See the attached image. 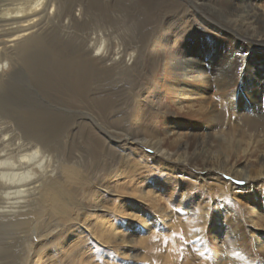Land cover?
Instances as JSON below:
<instances>
[{
  "label": "bare ground",
  "instance_id": "bare-ground-1",
  "mask_svg": "<svg viewBox=\"0 0 264 264\" xmlns=\"http://www.w3.org/2000/svg\"><path fill=\"white\" fill-rule=\"evenodd\" d=\"M257 1L239 0L220 13L230 31L254 47L264 45V0ZM140 2L0 0V72L26 67L55 106L37 110L13 97L0 99V223L8 229L0 264L28 251L34 264H65L73 255L79 264H94L83 246L87 238H68L70 229L50 220L83 212L85 221L88 208L99 220L98 212L122 191L129 198L140 192L153 209L158 195L152 198L151 188L158 180L175 194L179 186L210 184L218 202L210 214L207 205L198 207L204 224L211 215L217 219L210 231L218 249L225 245L223 232L230 248H245L248 238L264 258V66L242 53L243 65L236 66L230 50L177 48L188 31L178 15L187 0H166L173 11L155 31L136 35ZM126 32L132 43L116 51L112 37ZM113 77L123 79L119 86L111 84ZM172 112L190 123L175 125ZM238 191L248 194V206L238 202ZM181 199L176 194L172 204L183 206ZM114 201L108 206L112 222L95 221L94 229L82 231L100 249L116 243L122 217L137 218ZM242 223L252 229L248 237Z\"/></svg>",
  "mask_w": 264,
  "mask_h": 264
},
{
  "label": "rangeland",
  "instance_id": "rangeland-1",
  "mask_svg": "<svg viewBox=\"0 0 264 264\" xmlns=\"http://www.w3.org/2000/svg\"><path fill=\"white\" fill-rule=\"evenodd\" d=\"M165 1L166 0H141L140 3L142 5L139 4V8H138L139 12H137V15L135 17V20H136L135 22H137V28L135 29V31L137 33L135 31L134 32L136 35L139 36L141 34H144L145 36L146 33H151L155 31L157 25L160 24V20L163 18V16L169 15L171 11H173L172 7H168V5H166L167 2L165 3ZM237 1L239 0H187L186 6H184L185 7L184 10L179 12L178 15L179 17H181V20L185 23L186 31L187 30L188 31H187V35H185L184 38L182 39L183 42L180 41L179 43H177L176 47L177 48L178 47L187 48V49H201L203 47L204 48L208 47V48H219V49H224V50H230L234 54L233 55L234 63L238 64L236 66L240 67L243 65L242 60L241 62L239 61L240 59H242L241 53L245 55L248 54V59L252 62V64H255L261 67L264 66V45L259 46V47H254L252 45L249 46V43L238 38L239 37L238 35H235L233 32L230 31L229 27H231V24L227 23V21L221 17L220 13L229 12V11L223 10L227 8V4L230 5L231 3H234V2L236 3ZM254 1L255 3L258 2L257 0H253V2ZM153 3L154 5H152ZM187 7H190V9H188ZM127 15L128 13H124V16H127ZM201 15H203V17ZM125 19L127 22L126 17ZM183 22L179 23L181 26L180 29L184 28V25H182ZM206 24L208 25L206 26ZM200 26L201 27L204 26V27L201 28ZM190 27L192 29H190ZM138 29L141 31H139ZM172 30H175V28ZM206 30L208 32H206ZM191 32L193 33L190 34ZM203 32H205L206 34L208 33L210 36L204 37L205 33ZM131 34L132 32H129V33L126 32V33H122L121 35H119V37H112V44L116 45L115 46L116 48L114 49L116 51L128 49L130 44L132 43L133 36ZM194 35H196V37ZM25 69L26 67L20 64H15L13 67H10L0 72V96H1L0 99L3 97H13V99L16 100L18 105H21L23 108L27 107L26 105L28 104V107H32L37 110H41V108L42 110H46V111H48L49 109L54 110L55 106L51 105L50 96L43 89L40 88L38 78L34 76L28 69L26 70ZM122 80L123 79L121 77H113V79H111L110 82H112L111 84L114 86H119ZM37 103H40V105ZM173 114L174 112H172V115ZM173 118L175 120L174 124L180 127H183L181 123H186V125L190 123L188 121H185L184 118L178 117L177 113L175 114V116L173 115ZM224 180L226 181V179ZM187 184H190V183H187ZM170 188L171 187L169 186V184L165 183V181H162V180H158V183L151 188V191L154 192V193H151L152 198H155L158 195V197L155 198L156 206L158 207H155L153 209L151 208V201L146 197L139 196L140 192L138 194H134L130 196L131 198H129L128 196H126L127 194H129V191L128 192L122 191V193L120 194L122 198L121 197L120 198L118 197L117 199L112 198V201H111L112 203L115 202L114 200H118L116 202L118 203L120 202L119 204H122L128 213L131 212L132 215L136 216L137 218L133 217L131 219L127 217L128 219L127 218L124 219V217H122L121 222L125 220V222L122 223V228L120 229V228H117L116 226L117 232L118 231L120 232V233L118 232L120 234L119 237L120 236L121 237L116 238V241H115L116 243L106 244V246H102L101 249L97 247L96 245H92L94 244V241L92 240L93 236H91V238L90 236L86 237L83 234L84 232L82 231L87 230L88 232V230H90L91 227L92 229H94V227L96 226L95 221H97L98 223L99 220L102 221L103 219L107 224L112 222L111 221L112 219H110V216L108 214V210H110L108 206H111L110 204L112 203L110 202L107 203L109 205L105 204L104 207L101 209V211L98 212L99 220L98 219L94 220L92 219V217H90L92 216L91 215L92 212H90L92 209L90 210L88 208V217H87L88 219L85 221H84V218L81 219L83 212L78 213L79 217L73 216V217H70V219L68 217V220L65 219V220H57V221H54L52 218L50 221L53 224H57L61 226L62 228L68 227V229H70L68 232H71L73 234L72 236L69 235L68 238L70 237L72 238L73 236H76V239L83 238L84 239L83 241H86L85 238H87L88 242L86 241V244H84L83 246H85L86 248L85 250H87L88 248V250L90 251L89 252L90 256L89 255L87 256L89 263L90 261L91 262L93 261L94 264H201L202 262L207 261L209 262V264H264L263 256L258 255L256 253V247L252 245L251 241L248 238L244 239L245 248L241 245L239 246L237 245L235 248L234 246H232L230 248V246L227 245L228 244L227 241L229 240V237L227 236V234H224L223 232H221L220 239L223 238L222 242L225 245L221 247L220 249H218L219 246L216 245L215 242L213 241L212 239L213 234L210 231L211 228H214L217 219L212 217L211 215L210 216L211 218L209 220L210 223L207 225L204 224L203 223L204 219L201 217L202 214H199L201 212L198 207L200 202L202 203V206L207 205L206 208L207 210L209 208L208 212L210 214L211 208H213V203L218 202V196L214 194L216 191L214 192V189L212 186H210V184L205 183L203 186H200V187L197 186L196 189H191L190 186H185V187L179 186V188L176 189V194L177 196H180L182 198L181 204H183V206L181 205V207H180V202H178L179 206L176 205L175 203L172 204L173 203L172 200L176 194L173 193V189L172 188L170 189ZM192 191H193V194H192ZM211 193H213V196L210 195ZM237 196H238L237 197L238 202L239 203L241 202L242 205L246 206L248 200H246L243 196H248V194L243 193V191H238ZM1 197H4V195H2ZM191 199L193 200V202ZM168 201H170L169 204H167ZM147 204H150V205H147ZM261 205H263L262 202H261ZM197 209L198 211H196ZM170 214L171 216H168ZM76 219H78L79 221ZM75 220L78 221V224L76 223ZM62 221H65L66 225ZM80 221L83 222L84 224L81 223ZM170 221H174V223L173 222L170 223ZM237 221H240V218ZM79 225H81V227ZM88 226L89 228H87ZM173 226H175L176 229L175 227L173 228ZM241 226L244 228L243 233L244 235H246L245 237H248L247 235L250 234L252 229L247 223L246 225L242 223ZM77 230H80V231H77ZM7 231L8 229H6V226L1 225L0 223V241L1 240L5 241L6 238H8V233L6 235ZM78 233H81L79 234L81 237L78 235ZM259 233L264 234V232L262 231H259ZM86 235H88V233ZM122 235L124 236L123 238H122ZM52 236L54 238L55 234H52ZM52 236H50V238H52ZM78 236L79 238H77ZM72 240L74 241V239ZM120 240L122 241L120 242ZM2 241L0 242V252L3 247V242H4ZM32 242L37 247L35 250L41 247V245L39 244V240L37 238L33 237ZM112 248H114V250H112ZM175 248H177L178 252L175 251ZM28 252L32 254V251H28ZM28 252L27 254L26 252L20 253L19 255H22V254L23 255L18 256L19 258L14 260L12 264H34L35 258L31 259L33 260V262L31 263L30 262L31 260L28 258L29 256ZM50 254H48L47 257H50ZM231 254H238V259L237 257H235V259L232 260ZM16 255L17 254L15 253V256ZM24 257H26V259ZM79 259H80L79 255H73L72 258H69V259L64 258L63 260L65 264H79ZM52 261L53 260L51 259V260H48L47 262H52Z\"/></svg>",
  "mask_w": 264,
  "mask_h": 264
}]
</instances>
